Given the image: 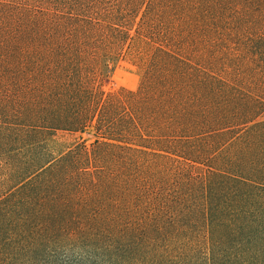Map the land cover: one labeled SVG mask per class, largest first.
<instances>
[{"label":"trees","instance_id":"16d2710c","mask_svg":"<svg viewBox=\"0 0 264 264\" xmlns=\"http://www.w3.org/2000/svg\"><path fill=\"white\" fill-rule=\"evenodd\" d=\"M263 111L264 0H0V264H264Z\"/></svg>","mask_w":264,"mask_h":264},{"label":"rangeland","instance_id":"374dc122","mask_svg":"<svg viewBox=\"0 0 264 264\" xmlns=\"http://www.w3.org/2000/svg\"><path fill=\"white\" fill-rule=\"evenodd\" d=\"M152 47L144 39H134L131 44L125 48L122 55L114 62L109 75L103 78V88L105 91L118 89L120 87L136 88L140 82L141 74L148 60ZM264 117V111L261 114ZM90 142L93 139L92 133L89 132H67L55 131L51 136L49 144L57 152L72 142L79 140V136Z\"/></svg>","mask_w":264,"mask_h":264}]
</instances>
